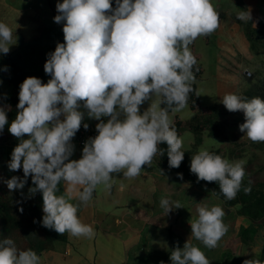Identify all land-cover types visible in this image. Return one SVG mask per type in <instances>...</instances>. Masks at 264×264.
I'll list each match as a JSON object with an SVG mask.
<instances>
[{"label":"clouds","instance_id":"9594fccd","mask_svg":"<svg viewBox=\"0 0 264 264\" xmlns=\"http://www.w3.org/2000/svg\"><path fill=\"white\" fill-rule=\"evenodd\" d=\"M56 11L53 19L63 22L64 42H57L47 54L43 67L51 78L46 83L27 77L19 86L18 111L8 127L19 143L7 166L13 172L22 169L23 178L12 176L5 183L10 191L21 190L31 176L35 186L29 194H42V226L91 239L95 231L78 218V208L92 200L98 186L109 190L113 173L136 178L158 152L163 156L166 151L170 168L183 161V141L169 112L184 109L193 91L197 60L189 45L212 34L221 21L211 0H115V8L110 0H62ZM236 18L248 23L251 9L237 12ZM16 40L15 36L13 43L12 30L0 22V53L7 54ZM146 101L149 105L141 112ZM221 103L229 112H243L240 132L252 142H264V100L226 93ZM81 108L99 121L98 134L84 142L81 158L70 159L71 141L85 115ZM7 110L0 106V133L9 123ZM83 127L86 130L88 124ZM161 143L166 150L159 148ZM245 163L201 149L191 156L190 172L198 181L215 182L220 193L232 200L241 188ZM177 175L182 179V174ZM61 184L64 194H58ZM244 192L250 193L251 186ZM73 199L80 203H72ZM160 204L166 213L183 208L179 201L165 198ZM197 212L198 218L190 223L192 236L209 249L217 247L228 231L225 211L204 206ZM170 260L210 264L188 240L183 248L171 251ZM0 264H40V257L5 238L0 240ZM242 264H264V259L256 256Z\"/></svg>","mask_w":264,"mask_h":264},{"label":"crops","instance_id":"0c3cea01","mask_svg":"<svg viewBox=\"0 0 264 264\" xmlns=\"http://www.w3.org/2000/svg\"><path fill=\"white\" fill-rule=\"evenodd\" d=\"M219 1L211 0V3L219 13L220 26L212 34L207 35L209 41L205 40V36H201L202 46L199 51H193V45L190 46V49L200 63H202V59L206 60L207 69H202L201 75L203 76V72L207 71L209 84L206 87L209 92L206 91V95L210 101L207 102L208 105L205 108L218 106L220 109H226L221 103L224 94H236L246 90L251 85V80L246 77V72L253 73L257 70V68L255 69V55L241 25L234 16L239 11L251 9L252 19L263 18L264 0H242L244 9L240 10L233 6L230 12L222 11L223 8H219ZM58 2H62V0H0V22L5 23L12 30L13 43L15 36L17 37L16 43L10 46L8 53L14 52L20 43H29L39 39L46 30L62 29L63 22L57 24L53 19L58 14L56 11ZM54 34L49 33L40 42L44 46L52 45L55 40ZM5 76L7 77L8 73H5ZM50 78L45 75L42 78V83H46ZM202 79L203 77L198 81L200 82ZM14 92L13 86L8 81L0 83V106L8 109L6 111L7 118L9 112H16L18 109L16 106H9L2 101L14 95ZM192 115V111L188 110V115L182 119L179 112H169L172 123L176 117L186 122L191 119ZM227 116L230 114L228 113ZM222 118H226V114L223 115L221 110L218 115V123L223 128V139L209 136L207 130H204L200 144L194 148L195 136L189 131L191 137L185 139L186 145L181 148L188 165H190L191 156L197 154L199 147L207 141L209 152L221 149V156L229 161L231 158L237 157L236 153L224 149L231 144H227L230 142L231 136L228 131L231 128L226 124L222 125ZM88 120L87 116H84L81 128L84 129L83 124L86 123L88 124L86 130L96 131L97 122L93 125ZM8 122L5 125L7 130L11 123L9 118ZM186 132L188 130L181 132V139L187 135ZM12 138L13 142L19 143L17 138L13 136ZM210 138L212 139L210 140ZM81 155L82 152L77 153L70 159H79ZM142 168L141 175L132 179L125 178L122 172L113 173L112 186L109 190L98 186L93 192L92 200L87 205L80 204L77 216L83 223L93 227L95 231L93 238L74 237L69 233L61 235L54 231L56 238L53 239L52 246L37 253L40 257V264H160L161 261L163 264H172L169 230L180 239V248H183L188 240L204 252L210 264H242L245 259L256 256L260 258V247L252 249L253 244L245 245L242 242L239 244L241 247L235 251L234 255H231L233 250L232 246L226 242V234L218 242L217 247L212 249L205 247L201 241H196L191 234L190 223L198 218V207H221L222 204L213 202L210 205H200L202 200H199V194L190 193L188 190H180L179 193H175V183L182 186L189 185L192 188L202 185L183 177L181 179L174 172V168L160 169L155 157L151 165H144ZM159 169L162 170L163 175ZM60 191L58 194H64L63 184L60 185ZM162 198L168 199L170 202L179 201L183 208H173L169 213H166L160 204ZM218 200L222 203V200ZM71 202L80 203L76 199ZM234 210H237V206ZM237 217L241 221V224L237 226L238 233L241 227L249 225V220L242 216L237 215Z\"/></svg>","mask_w":264,"mask_h":264},{"label":"trees","instance_id":"16d2710c","mask_svg":"<svg viewBox=\"0 0 264 264\" xmlns=\"http://www.w3.org/2000/svg\"><path fill=\"white\" fill-rule=\"evenodd\" d=\"M234 1L236 2V0ZM110 2L113 8H115V0H110ZM234 17L236 18V16ZM236 20L242 26L252 52L257 54L263 50L264 17L257 20L251 18L248 23L240 21L237 18ZM49 33L56 34L53 44L47 49H35L36 44L47 37ZM57 42H64L63 32L62 29L54 28L51 31H44L42 36L35 41L29 43H20L18 48L12 53H0V83L8 81L15 90L14 95L4 99L2 103L12 107H15L18 104L19 86L25 78L31 76L21 66L22 63H29V67L33 70H36V77H40L42 79L43 76L47 75L44 72L43 66L47 59V54L55 50ZM24 48H31L32 50L23 56L21 52L24 51ZM19 61H21V63H19ZM192 71L194 73L195 79H199L202 74L201 65L196 63ZM5 73H8L7 77L5 76ZM262 74L263 76L258 82H254L253 85L251 84L248 86V88L241 95L242 97H247L250 99L252 97L259 96L262 100H264V72ZM195 86V83H192L193 91L189 94L187 101V104L193 113L191 119L183 122L178 117H176L173 122L179 137L181 132L185 130H188L194 134V148L200 144L201 134L204 130H207L209 136H215L223 139V128L218 123L219 112L216 108H212L211 113L205 115V120H203L204 124L196 121L201 115H199V111L197 110L198 97ZM161 106L163 107V105ZM16 114L17 111L8 113L10 122L15 118ZM7 132V128L4 127L2 133H0V240L10 238L20 250L31 249L36 253H40L52 246V241L54 238H56L54 233L55 230L42 226V194L39 192L34 195L29 194L28 189L35 186L32 184L31 176H29L23 189L10 191L7 188L5 181L10 179L12 176L23 178L22 169L13 172L10 171L7 166L14 148L8 146L3 141L5 137L4 135ZM25 138L28 137L25 136ZM17 144L18 143H16V145ZM159 148L166 150L167 145L161 143ZM210 152L221 156L220 149L212 150ZM155 158L157 159V165L160 169H166L169 167L166 151L163 156H160L158 152ZM174 170V172L182 174V177L186 180L196 181L205 188H208L212 194L213 191H215V194L213 195L222 200L225 206H237L236 213L238 216L245 217L249 220L248 226L240 228L239 239L245 245H251L254 243L258 230H264V180L255 181L253 179L254 175H250V178H243L241 188L237 192L236 197L232 200H228L223 196V194L220 193L219 186L215 182H206L202 180L198 181L197 176L190 172V165L187 164L185 158L181 162L180 166L178 168H174ZM248 186H251V192L245 194L244 188ZM18 204H20L23 209V216L21 220L17 219V216L13 210ZM168 237L171 242V251L175 247H179L181 241L172 233L171 230L168 231ZM259 255L260 259H264V235L262 238L261 251Z\"/></svg>","mask_w":264,"mask_h":264},{"label":"rangeland","instance_id":"374dc122","mask_svg":"<svg viewBox=\"0 0 264 264\" xmlns=\"http://www.w3.org/2000/svg\"><path fill=\"white\" fill-rule=\"evenodd\" d=\"M219 8L222 7V11L225 10V12H230V10H232V7L234 6L235 8H238L240 10L244 9V6L242 5L243 1L242 0H236V2L234 0H220L219 2ZM218 6V5H217ZM234 8V10H235ZM221 10V9H219ZM242 27V26H241ZM243 29V28H242ZM244 31V30H243ZM56 34L53 35V38H55ZM201 38V39H200ZM205 40L209 41L208 36H205ZM193 45V51H199L201 49L202 46V37L197 38L190 46ZM35 46V45H34ZM51 45L49 44L48 46H44L42 42H39L36 44V48L35 49H47L49 48ZM32 49L30 48H24V51L21 52L23 54V56L28 53L29 51H31ZM34 50V49H33ZM191 50V49H190ZM35 52V51H34ZM256 58V62H255V69L257 68V70H255L253 73L252 72H248L251 73V75L246 77L250 78L251 80V84L253 85L254 82H258L260 80V78L263 76V72H264V49L261 50L260 52H258L257 54H254ZM202 59V58H201ZM197 60V59H196ZM206 60L202 59V63H200L197 60V63L201 65V70L206 68ZM19 63H21V61H19ZM24 70H26L31 76L30 77H36L37 76V72L36 70H33L32 68H30L29 63H22L21 65ZM207 69V68H206ZM203 76L201 75L199 79H201V77H203V79L199 82V79H195L193 83H195V86L197 88V96H198V105H197V110L199 111V115L200 118L197 119V122H200L201 124H204L203 120H205V115H208L209 113H211V109L212 108H216L218 112H220L222 110V114H226V118H222L221 122L222 125L224 126L226 124L227 127L231 128L228 132L230 137V142L231 143L228 147H224V149L226 148V151L229 150V152H234L236 153L235 156H237L236 158H231L230 161H239V160H243L245 161V165H244V169H245V176L244 178H250V175H254L253 179L256 180H264V142H252L251 140H249L247 138V136L245 135V133H242L239 131V125L245 122V117L243 112L237 111V112H229L227 109H220L218 108V106H211V107H206L208 104L207 102H209L210 100L208 99L207 95H206V91L209 92L208 90V84H209V78H208V74L207 71L205 70L203 72ZM247 73V72H246ZM44 77V76H43ZM42 77V78H43ZM39 79H41L40 77H37ZM42 81V79H41ZM245 91V90H244ZM239 92L236 93V95L241 96L243 94V92ZM149 105V102L146 101L143 105L140 106L141 112L143 110H145ZM82 112L85 113L84 116H87V111L83 108L80 109ZM188 110L189 106L187 104V106L182 109L181 111H179L180 117L183 119L184 117H186L188 115ZM230 114V116H227V114ZM193 114V113H192ZM87 119H89V123H92L93 125L96 124L95 122H99L95 119L89 118L87 116ZM105 122L107 120L106 117L102 118ZM199 120V121H198ZM203 128V127H202ZM88 131H93V130H88ZM227 131V130H226ZM185 134V133H184ZM183 134V135H184ZM187 135H184L182 137V141H183V146L186 145V140L185 139H189L191 137V133L188 131L186 132ZM202 135V134H201ZM4 139L3 141L10 147H15L16 143L13 142V138L12 136L9 134V131L4 135ZM186 136V137H185ZM188 136V137H187ZM26 139V138H25ZM212 138H210L211 140ZM227 139V138H226ZM202 140V138H201ZM228 141V139H227ZM195 142V140H194ZM71 143L74 145V151H73V156L77 153L82 152V148L83 146H80L78 143V140L76 138H73ZM237 144V146H235ZM226 145V144H225ZM182 146V147H183ZM201 149H209L208 146V141L207 143L203 144L202 146L199 147V150ZM223 149V147H222ZM221 150V149H220ZM200 184V183H199ZM201 185V184H200ZM173 186V185H172ZM176 186V191L175 193H179L180 190L183 191H190L196 194H199V200H202V204H214L218 203V204H222L221 208L225 211V216L223 217V222L224 224L227 226L228 231L226 233V242L228 245L232 246V250H233V254H235V251L238 250L239 247H241L239 244L241 241H239V232L237 233V226L241 224V221L238 219L237 217V213L234 210L235 207H230V206H225L224 202L219 201L217 199V197L215 198L212 194V192L208 189L205 188L204 186L203 188H201L202 186H195V188L189 187V185H179L177 183H175ZM174 187V186H173ZM197 187V188H196ZM167 190V189H166ZM168 192V191H167ZM206 192V193H204ZM208 193V194H207ZM218 200V201H217ZM224 205V206H223ZM22 208V206L20 204L16 205L14 207V213L17 216V219L21 220L22 216H23V212L19 211V209ZM238 234V235H237ZM264 235V230L263 229H259L258 233L255 237L252 249L256 248L258 249L259 247L261 248L262 245V238ZM198 241V240H196ZM237 246V247H235Z\"/></svg>","mask_w":264,"mask_h":264},{"label":"built area","instance_id":"2783aa9c","mask_svg":"<svg viewBox=\"0 0 264 264\" xmlns=\"http://www.w3.org/2000/svg\"><path fill=\"white\" fill-rule=\"evenodd\" d=\"M247 76H249L248 72L246 73ZM97 131H88L85 130L83 128H80V130L75 134V138L78 140L79 145L83 146L84 142L90 138V137H94L95 135H97Z\"/></svg>","mask_w":264,"mask_h":264}]
</instances>
